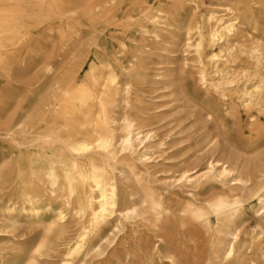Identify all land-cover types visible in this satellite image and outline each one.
<instances>
[{"label":"bare ground","instance_id":"bare-ground-1","mask_svg":"<svg viewBox=\"0 0 264 264\" xmlns=\"http://www.w3.org/2000/svg\"><path fill=\"white\" fill-rule=\"evenodd\" d=\"M212 1L188 21L198 0H0V234L40 229L0 264H264V0ZM99 26L119 34L107 59L78 31ZM149 42L181 44L188 102L217 126L200 172L152 170L167 144L143 87L169 81ZM35 60L19 79L31 100L4 118L2 78ZM220 138L231 149L214 158ZM128 225L136 236L121 242Z\"/></svg>","mask_w":264,"mask_h":264},{"label":"rangeland","instance_id":"rangeland-1","mask_svg":"<svg viewBox=\"0 0 264 264\" xmlns=\"http://www.w3.org/2000/svg\"><path fill=\"white\" fill-rule=\"evenodd\" d=\"M199 8L194 10L191 7L187 8V19L190 21L194 17V13L203 14L206 10L215 9V2L212 0H198ZM54 22H45L40 28L42 35V47L50 49L54 41V35L56 30H46L47 26ZM170 29V28H169ZM79 35L84 42H87L92 37H97V43L100 46L96 52V55L102 59H107L116 52V40L119 38V34L114 29H102L99 26L95 33L91 30L83 28L78 30ZM173 35L177 30H169ZM53 33V34H52ZM52 34V35H51ZM133 36V35H131ZM168 37H171L168 36ZM152 48L151 60L152 63H160L158 66L151 65L150 69L161 68L162 72L167 76L169 81L168 88H162V86H155L149 80L143 87L146 96L156 98L155 106L149 105L148 113L149 122L148 124L158 134V138L166 142L164 150L166 152L162 154V158L159 159V164L152 170L159 172L157 174L158 179L169 177L172 173L189 170L193 166L197 165L196 170L201 171L204 165L198 161L200 157L207 154L211 147L208 145L211 137L216 135L217 126L214 122H207L205 111L200 106H193L188 102L185 91L183 89V80L190 81L191 85L195 84V75L193 71L185 73L183 75V58L185 57L182 53L181 44L177 47H171L169 52L164 51V46L157 43H148ZM26 50L23 51L24 56ZM35 66L25 71L20 70L21 67L15 68L10 73L8 78L3 77V82H6L5 87L1 90V96L7 103L5 104L6 112L3 114L4 118H7L11 111L20 106H27L32 98V95L26 89V86L19 82L22 76L32 74L35 72V68L40 67L39 61L35 60ZM159 72L150 71V74H158ZM2 75V72H1ZM153 82V81H152ZM160 107L157 111L153 110L155 107ZM145 108V107H144ZM245 125L246 122H242ZM220 148L214 155V158L226 157L231 149V144L225 142L221 138L219 139ZM6 147V144L0 140V149ZM1 151V150H0ZM167 159V160H163ZM195 175V174H193ZM212 191V190H208ZM213 192V191H212ZM186 195L174 190L172 196H170V205L176 207L179 203L183 202ZM202 198V196H201ZM249 227H253L254 220L250 219ZM17 235L18 238H11V235L0 234V253L1 254H12L15 250L29 246L40 234V229L35 226L22 225L19 227ZM134 231H137L133 225H128L124 231L119 235L118 239L124 238L123 241H131L130 238L136 236ZM121 248V246L117 247ZM13 249V251H12ZM121 263V262H120ZM55 264L54 260L50 263ZM109 264V263H104ZM161 264H169L165 260ZM178 264H184L182 259H178Z\"/></svg>","mask_w":264,"mask_h":264}]
</instances>
